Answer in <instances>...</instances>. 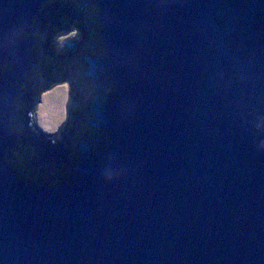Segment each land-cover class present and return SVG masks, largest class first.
Instances as JSON below:
<instances>
[{
  "label": "water",
  "instance_id": "95a60500",
  "mask_svg": "<svg viewBox=\"0 0 264 264\" xmlns=\"http://www.w3.org/2000/svg\"><path fill=\"white\" fill-rule=\"evenodd\" d=\"M0 264H264V0H0Z\"/></svg>",
  "mask_w": 264,
  "mask_h": 264
},
{
  "label": "clouds",
  "instance_id": "9594fccd",
  "mask_svg": "<svg viewBox=\"0 0 264 264\" xmlns=\"http://www.w3.org/2000/svg\"><path fill=\"white\" fill-rule=\"evenodd\" d=\"M81 29L75 25L70 31L61 30L57 33L55 40L62 48L65 41L70 38L80 39ZM72 95V82L64 80L57 83L51 89H45L41 92V100L36 104L32 116L39 129L48 134L58 133L62 126L69 120L70 113L68 105ZM260 127V125H257Z\"/></svg>",
  "mask_w": 264,
  "mask_h": 264
},
{
  "label": "flooded vegetation",
  "instance_id": "af4514ba",
  "mask_svg": "<svg viewBox=\"0 0 264 264\" xmlns=\"http://www.w3.org/2000/svg\"><path fill=\"white\" fill-rule=\"evenodd\" d=\"M54 42H55V45H57L56 48L59 49L60 46H59L58 42H56L55 39H54ZM90 44H91V43H90ZM71 63H72V62H70L69 64H71ZM69 64H68V65H69ZM66 65H67V64H66ZM66 65H65V66H66ZM56 69H63V68H62L61 66H59V67L56 68ZM64 70H65V68H64ZM64 70H62L61 73L58 72V73H55L54 75L52 74V75H53L52 77H53V78H54V76H55V77H58V76H60L61 74L66 73ZM60 82H63V81H60ZM60 82H58V83H60ZM56 84H57V83H51V84L48 85V87L45 88V89H51V88L54 87ZM45 89H44V90H45ZM41 92H42V91H41ZM41 92H40V94H41ZM40 100H41V96L39 95V102H40ZM33 112H34V111H33ZM33 124H35L36 127H38V125L35 123V121H34Z\"/></svg>",
  "mask_w": 264,
  "mask_h": 264
}]
</instances>
